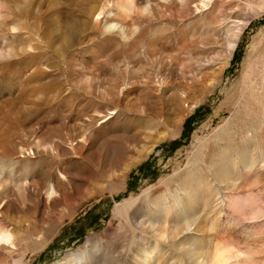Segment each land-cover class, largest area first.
<instances>
[{"label": "rangeland", "instance_id": "rangeland-1", "mask_svg": "<svg viewBox=\"0 0 264 264\" xmlns=\"http://www.w3.org/2000/svg\"><path fill=\"white\" fill-rule=\"evenodd\" d=\"M48 1L35 0L36 5L39 3L42 7L38 12L41 16ZM98 1L93 3L102 6L106 0ZM218 1L220 4L224 3V6L222 4L221 13L217 14L220 16L216 15L213 19L208 17L210 10L179 18L176 11L170 13L163 9H154V15H150V20L145 24V27H149H146L144 37L139 38V42L134 44L132 42L138 39V36L127 44L114 41V45H111L112 42L108 43V34L104 35L99 29H95L94 25H90L87 27V33L84 32V35L79 37L77 45L65 54L64 60H61L53 48L44 45L36 33L26 27L24 21L7 12V9L12 8L10 0H0V5L5 7L2 9V15H6L3 19L5 26H0V52L2 50L15 52L9 57L0 58V119L3 113L9 112H15L20 120L24 115H29L23 117V121L19 120L17 125L7 127L8 131L4 134L0 132V147L5 148V151L0 149L2 154H0V233H8L16 245L14 247L9 242H0V264H70L71 260H67L66 257L81 252L91 255L90 261L86 264H137L134 254L143 248L149 251L153 244L157 243L150 230L138 231L130 225H125L122 220L115 218L112 209L124 199L132 198L137 201L136 205L141 214L152 212L153 208L146 204L147 196L150 197L156 192L165 193L162 190L163 185L159 182L169 180L185 167L193 150L195 134L197 137H205L228 117L231 107L227 105L229 103L226 98L231 96L232 88L234 89L241 80L242 66L248 59L250 47L262 37L264 13L261 17L251 20L250 15H246L247 26L237 43L233 57L226 66L223 82L215 89L216 91L187 114L178 131H173L175 117L165 104L157 106V113L154 115L123 113L122 104L127 101L131 104L135 100L133 93L124 92L121 100L126 101L120 100L119 106L116 103L110 104L107 100L101 102L80 94H77L79 96L77 98L70 84L72 83L70 72L74 71L78 76L83 75L86 78L98 77L108 85H120L125 80L135 79L134 77L141 74L154 76L157 71L156 63L154 60L146 61L144 52L146 53L147 49H143L145 45L141 44V41L146 42L151 36L152 39L159 37L158 40L164 47L163 51L169 53V57L173 58L178 68L182 66L185 71L191 70L197 64L198 58H206L209 62H214L207 70L211 72L212 67L215 68L225 60V54L219 52L221 49L219 45L199 44L191 40L192 27L198 18L200 21L203 18L200 25L206 21L213 23L210 26L214 28L211 29L218 32L226 43L230 36L229 30L228 32L225 30L226 27L242 23L241 11H248L250 0ZM76 3L77 0H65L62 10L65 12L69 5ZM115 10L114 8L113 11ZM222 19H225L224 22ZM163 23L165 24L162 27L163 31L158 34L156 25ZM16 25L20 27L19 30L14 29ZM151 30L156 31V34L150 33ZM180 45H184V49L176 50ZM23 48L28 53L23 51ZM116 61L137 64L136 69L141 67L143 70L136 71L137 76L129 75L131 71L128 72L124 68L114 69ZM23 90L26 91L25 94ZM45 102L47 104H44ZM151 104L153 105L152 102ZM100 111H109L110 115L104 119L100 116L101 120L97 125L91 127L90 123L98 118ZM216 111L219 112L218 115H215ZM113 112L117 114L112 115ZM110 116L112 117L109 118ZM171 132H177L178 135L171 136ZM249 135L251 133L246 128L247 140L253 138ZM71 143L75 147L72 148ZM50 146L52 147L49 148ZM9 150L14 153L11 154ZM98 154L107 156L97 162ZM124 169L126 171H123ZM120 178L125 180V191L119 189ZM52 182L64 184L66 199L71 200V203L62 201L58 195L52 201L45 200L44 197L47 198L46 192ZM262 187L264 188V183L251 191L252 193L236 189L232 193H227L217 212L216 233H204L201 237L203 239L205 237L211 246L216 242L217 233L223 237L231 235L242 243L255 234L258 236V233L261 234L258 237L264 239L262 225L264 218L251 221L246 217L247 198L250 194L256 196L257 207H263ZM145 214L144 217H150V213ZM184 219H187V216ZM190 225L191 223L187 222L185 228ZM198 236L196 233L186 234L184 240L191 239L192 242L187 241L188 243L181 248L175 240L162 244L160 248L165 257H162L161 262L192 264L187 251H190L189 246L193 249L198 245ZM151 243L152 245L148 247ZM2 246L6 249L2 250Z\"/></svg>", "mask_w": 264, "mask_h": 264}, {"label": "bare ground", "instance_id": "bare-ground-1", "mask_svg": "<svg viewBox=\"0 0 264 264\" xmlns=\"http://www.w3.org/2000/svg\"><path fill=\"white\" fill-rule=\"evenodd\" d=\"M64 1L65 0H49L47 7L45 6V11L43 13L41 12L43 16L38 13L42 7H40L39 3L36 5L35 0H10L12 8L7 9L8 13L24 21L26 27L32 29L44 45L53 48V51L61 60H64L65 54L77 45L79 37L84 35L83 33L87 31V27L90 25H94V28L99 29L104 35L108 34V43L110 44L112 42L111 45H114V41L127 44L138 36V39L132 42L134 44L139 38L144 37L146 27H149H145V24L150 20L149 16L154 13V9H163L170 13L176 11L179 18H186L197 12L210 10L208 12V17L213 19L218 13H221L222 4L224 6V3L220 4L221 2L218 0H116L115 2H112V0H103L105 3L102 1V6L93 3L98 0H77L75 5H69L64 12L62 10ZM247 7L248 11H241L243 21L240 25L235 23L231 27L224 28L227 32L229 30L228 33L230 34L226 43L218 32L211 29L214 28L210 26L213 23L210 24V22L207 23L206 21V23L200 25L203 18L201 21L198 18L196 24L192 27L190 33L191 40L199 42V44L219 45L221 48L219 52L225 54V60L223 62L220 61L221 63L216 65L215 68L212 67L211 72H207V70L214 65V62H209L206 58L203 59L198 57H196L198 58L197 64L191 70L185 71L182 66L178 68L176 63L173 62V58L169 57V53L163 51L164 47L162 42L158 40L159 37L158 39H152L151 36L148 41H141V44L145 45L143 49H147L146 53L144 52V58L147 57L146 61L154 60L156 63L157 71L155 72L153 69L155 72L154 76L141 74V76L134 77L135 79L125 80L120 85H108L104 84L102 79L98 77L92 76L91 78H86L83 75L78 76L74 71H71L70 77L72 83L70 84H72L74 96L78 98L79 96L77 94H80L90 99H98L101 102L107 100L108 103H116V105L119 106L124 92L133 93V95H135V100H133L131 104L128 101L122 104L123 109H121L123 113L130 115L149 113L154 115L157 113V106H163L165 104L166 108H168L169 111L172 112L173 117H175L172 125L173 131H178L187 114L191 113L198 104L202 103L205 98L216 91L215 89L223 82V74L226 66L233 57L237 43L241 39V35L244 33V29L247 26L246 15H250L249 20L261 17L264 13V0H250L248 1ZM4 8V6L0 5V26L2 27L5 26L3 19L6 15H2V9ZM114 8L116 9L115 12L113 11ZM221 16L223 17L222 14ZM45 17H47L46 20ZM142 18L144 19L142 20ZM164 25V23L156 25L158 34L163 31L162 27ZM219 26L221 27L220 24ZM14 29L19 30L20 27L16 25ZM153 30H151L150 33L156 34V31ZM90 41L93 42L92 39ZM103 42L106 43L105 40H103ZM93 45L95 46V44ZM181 49H184V45H180L176 50ZM211 49L212 48H210V50ZM23 51H26V49L23 48ZM26 52L28 53V51ZM14 53V51L2 50L0 52V58L9 57ZM136 65L130 62L116 61L113 67L117 70L124 68L128 70V72L131 71L128 73L129 75L135 74L137 76L136 71L142 68L139 67L140 69H136ZM242 72L241 80L238 81L234 89L232 88L231 96L226 98L228 101L227 103H229L227 105L231 107L228 117L224 120L222 119L223 121L205 137H197L195 134L193 150L188 157L186 165H184L185 167L179 170V172L169 180L159 182L160 185H163L164 189L162 188V190H164L165 193L160 194V192H156L150 197L147 196L146 204L149 208L153 209H151L152 212L143 214L147 215L150 213V217L147 218L141 214L138 205H136L137 201L132 198L124 199L122 202L114 205L112 214L115 218L122 220L125 225H130L131 228L138 229V231L139 229L146 231L150 230L157 239V243L153 244L149 251L146 250L147 248H143L134 254V259L137 264H163L161 260L164 252H162V248H160L162 244L175 240L181 248L185 243H188L187 241H190V243L192 242L191 239H187V241L184 240L186 234L194 235L195 233L199 235L198 245L193 249H190L189 246L188 249L190 251H187L192 264H264V239L258 237L261 236L259 233L258 236L255 234L243 243L241 241L239 242L231 235L223 237L217 233L216 242L213 246L205 240V237L204 239L201 237L204 233H216L217 212L227 193H232L235 189L242 192H251L264 183V31L262 37L250 47L248 59L242 66ZM25 93L26 91L24 94ZM32 99L34 98L32 97ZM46 100L48 101V99ZM125 101L126 99L121 100V102ZM44 104H47V102ZM18 106L19 105H17V107ZM108 112L109 111H100L98 113V118L94 119L90 123V126L97 125L98 121L101 120L99 118L100 116H103L102 119H104L110 115ZM113 114H117V112H113L112 115ZM218 114L219 112L216 111L215 115ZM18 116L15 112H9L8 114L3 113L0 119V132L4 134L8 131L7 127L11 128L13 124L17 125L20 120ZM25 116L26 115L23 117ZM111 117L112 116L109 118ZM246 128L249 129L251 133L249 136L253 137L252 139H246ZM51 134L52 133H50V135ZM171 134V136H173L176 135L177 132H171ZM133 136L135 135L133 134ZM85 139L87 140L88 137L86 136ZM112 140L113 139H111V141ZM76 145L79 144L76 143ZM70 146L72 148L75 147L72 143ZM51 147L52 146L49 148ZM0 149L5 151L4 146L2 148L0 147ZM9 152L11 151L9 150ZM12 153L14 152H11V154ZM106 156V154H98L97 162H100V160ZM123 171L126 170L124 169ZM122 174L124 175L125 173ZM60 176H62V173ZM120 177L122 178V175ZM124 184L125 180L122 179L119 183V189L121 191H125L126 189ZM149 191L151 190L149 189ZM261 191H264L263 187ZM46 193L47 198L43 197L48 202L49 200H54L58 195L62 201L71 203V200L66 199L67 193L63 183L52 182ZM112 193L114 192H111V194ZM251 195L252 194L247 198L246 217L251 221L260 220L264 218V203L262 202V208L257 207L256 196ZM147 209H145L144 212H146ZM185 216H187V219H184ZM187 222L191 223V225L185 228ZM118 226L117 224V227ZM123 232L125 231L123 230ZM3 241L9 242L11 246L15 245V241L12 240L8 233H0V242ZM46 241L44 242L45 244ZM151 245L152 243L148 247ZM1 249H6V247L2 246ZM128 255L130 254L128 253ZM66 259L71 260L70 264H86L87 261H90L91 255L86 252H81L74 256L70 255L66 257Z\"/></svg>", "mask_w": 264, "mask_h": 264}]
</instances>
